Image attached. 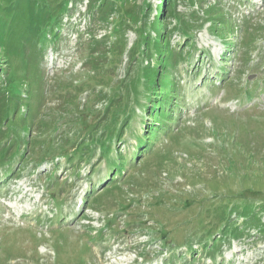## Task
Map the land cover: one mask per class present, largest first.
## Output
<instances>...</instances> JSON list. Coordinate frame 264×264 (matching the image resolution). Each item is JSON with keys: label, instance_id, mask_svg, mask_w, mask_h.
Wrapping results in <instances>:
<instances>
[{"label": "rangeland", "instance_id": "1", "mask_svg": "<svg viewBox=\"0 0 264 264\" xmlns=\"http://www.w3.org/2000/svg\"><path fill=\"white\" fill-rule=\"evenodd\" d=\"M25 1L68 13L0 42V264H264V0L168 3L149 130L161 0Z\"/></svg>", "mask_w": 264, "mask_h": 264}, {"label": "trees", "instance_id": "2", "mask_svg": "<svg viewBox=\"0 0 264 264\" xmlns=\"http://www.w3.org/2000/svg\"><path fill=\"white\" fill-rule=\"evenodd\" d=\"M125 1L127 0H92L90 4H92L94 9H98L100 8V6H102L101 8L103 10H109V12H112L116 11L119 3H123ZM161 2L162 6L160 7V10L157 13L158 15L156 16V20L152 25L153 31L156 32V39L153 45H156L155 50L157 54V67L150 66L148 71L146 72L147 75L145 77V80L148 81L149 86L150 84L153 86V91L156 90V88L158 89L157 91H154L152 95H150V99L146 101H150V104L144 107L147 120L146 123L142 121V123L144 124L141 128L142 130H149V128L153 129L154 126H158L159 120L161 119L160 117H156V115H154L153 113L156 111H161L162 109H166L170 105L169 102L164 101V99H168L170 95L168 93H165V91H163L164 87H159V85L167 84L165 86L171 87V85L174 83L170 81L171 79L170 77H168L169 73L165 74V80L161 78L159 79V77L162 76L164 70L172 68V66L175 65V63L177 62L176 59L182 58V55H176L175 49L171 46V44L168 43V37L166 35L167 33H164V31H166L170 27L169 23L172 19V17L166 16V13L168 14V12L170 10H173V8L175 7V5H168V3L174 2V0H161ZM63 5V7H60L62 5L58 6L56 8L57 10L45 7L44 9L42 8L43 10L38 9V12H35V6H32L30 1L0 0V42L1 44L3 42L4 45H6L10 53L9 56L12 55L13 50H17L18 47L22 46L24 42L29 43L31 42V40H35L34 42H36L37 44H41L44 42V40H46V36L47 38L51 39L49 41L50 43L53 44L58 42V38H56V31L47 24V21L52 18L53 20H51V25H53L54 22L57 23L59 21V18L57 17L59 13L58 11L61 10V12L64 14L68 13V4L64 3ZM52 10H54L55 12H52ZM142 10L144 14L146 9L142 8ZM161 17L167 19V21L160 22L159 24L158 19ZM39 28H41L40 32L38 31ZM48 28L50 29L49 32ZM224 28H226V25L222 26V29ZM57 30H59V28H57ZM144 35L147 36V33L144 32ZM25 38H29V41L22 42V40ZM150 41L151 38H149L147 41L148 50L152 45ZM92 43H96L97 45H99L101 42L94 39ZM187 46L188 45H186V47ZM182 53L183 52H181L180 54ZM2 68L7 67L4 66ZM2 71L4 72V70ZM2 71H0L1 75H5V73H2ZM129 120H131V117L129 118ZM132 123L133 122L130 121L129 125H132ZM151 137L153 138L152 135H150V138ZM149 139H146L147 143L150 142L147 141ZM263 225L264 223L261 226ZM261 229L262 227L259 228V230L264 234V231H262Z\"/></svg>", "mask_w": 264, "mask_h": 264}]
</instances>
